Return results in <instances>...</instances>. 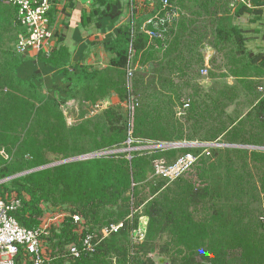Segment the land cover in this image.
I'll list each match as a JSON object with an SVG mask.
<instances>
[{"label":"trees","instance_id":"trees-1","mask_svg":"<svg viewBox=\"0 0 264 264\" xmlns=\"http://www.w3.org/2000/svg\"><path fill=\"white\" fill-rule=\"evenodd\" d=\"M169 1L179 17L161 37L131 17L116 29L108 69L52 78L43 67L56 65L53 51L17 53V7L0 1V199H20L12 215L26 229L64 214L42 236L43 264H264V46L250 47L257 34L264 39V0ZM125 3L95 0L88 19L107 30ZM246 14L255 28L235 22ZM169 43L188 53L161 54ZM203 44L216 51L207 77ZM178 58L192 65L172 67ZM112 90L120 102L107 106ZM175 143L192 146L149 148ZM186 154L198 160L185 174L171 181L156 172V161L173 165ZM143 217L146 235L135 243ZM112 224L123 225L102 236Z\"/></svg>","mask_w":264,"mask_h":264},{"label":"built area","instance_id":"built-area-1","mask_svg":"<svg viewBox=\"0 0 264 264\" xmlns=\"http://www.w3.org/2000/svg\"><path fill=\"white\" fill-rule=\"evenodd\" d=\"M17 7V22L23 28L18 35L16 52L19 54H37L39 52L50 53L52 32L50 30L49 12L51 10V0H0ZM137 0H131L130 18L134 19L137 11ZM155 7L159 2L161 11L150 17L143 25V30L151 37H161L163 28L171 25L178 17L179 11L172 7L169 0H147ZM163 12V13H162ZM154 25L156 29L149 26ZM209 67L205 66L201 70L203 76L207 77ZM129 70V76L132 74ZM189 104L186 103L185 107ZM208 146V144H198ZM198 157L193 154H186L180 157L173 165H167L164 160L155 163L156 172L171 181L191 170L197 162ZM21 205L20 199L15 195L9 199H0V264H43L47 259V253L42 243V236L47 231L51 223H57L64 217V214L46 216L40 226L36 229H26L19 224L12 212ZM77 223L82 221L80 215L73 216ZM148 220L143 217L141 224L133 233V241L140 243L146 235ZM123 224H112L102 230V236L107 237L117 232ZM93 236L87 235L84 238V249L94 250ZM24 248L25 255L18 259L20 249ZM73 255L79 256L78 248L70 246Z\"/></svg>","mask_w":264,"mask_h":264},{"label":"crops","instance_id":"crops-1","mask_svg":"<svg viewBox=\"0 0 264 264\" xmlns=\"http://www.w3.org/2000/svg\"><path fill=\"white\" fill-rule=\"evenodd\" d=\"M94 1L95 0H51V10L49 12L50 30L52 32L51 49L54 53L53 55L57 59V63L56 65L43 67L46 74L50 76L49 78H52V75L57 74L61 69H68L70 72L76 71L79 73L80 71L92 70L93 68L100 72H104L109 68L111 59L115 57V50L113 49L112 51L110 47L112 48V46H115L116 29L121 26V24L129 22L131 4L127 0V13L121 17L119 23L112 26L110 25L111 27H108L107 30H101L96 25L98 22L97 16L93 18L92 21L89 20ZM183 1H185L186 4H195L194 0ZM237 1L243 2L244 0ZM136 4L137 11L134 19H137L138 26L142 25L141 27L143 28L144 23L156 14L157 9L147 0H137ZM140 20H143L142 23H140ZM101 21H103V19ZM249 21L250 17L248 14L240 16L239 19L237 18L235 20L241 27L255 28L256 24L252 25ZM180 33L183 36H194V32L190 30L181 31ZM257 36L258 38L256 41H259L258 45L264 46V39H262L259 34H257ZM169 38L172 42L173 37ZM106 42H108L109 45H106ZM170 45V43L165 45L161 54L166 53L164 49L167 47L169 49ZM250 47L253 48L252 45H250ZM181 48H183V43H180L178 47L170 48L169 56H179L180 53H188L187 50H181ZM198 52L204 53V67H210V59L216 51L209 45L204 46L203 44V46L198 47L197 53ZM29 56L36 57L37 54L30 53ZM172 61L173 60H168L166 62V60H163L162 63H166L163 65L167 66L168 62L171 63ZM190 65H192V63L184 62L178 58L173 62L172 67L184 68ZM194 67L198 68L196 66ZM101 78L106 80L104 74L101 75ZM206 80H203V82L208 83L210 79ZM192 82H194L193 79ZM119 102L120 97L115 90H112L107 97L103 99V103L107 104V106L109 103L117 104ZM69 103L73 105L76 103V100L72 99Z\"/></svg>","mask_w":264,"mask_h":264},{"label":"water","instance_id":"water-1","mask_svg":"<svg viewBox=\"0 0 264 264\" xmlns=\"http://www.w3.org/2000/svg\"><path fill=\"white\" fill-rule=\"evenodd\" d=\"M179 145L180 144H176V145H174V147H179ZM183 145L188 146L187 144H182L180 146H183ZM110 152H113V151H107V152H102V153H90V154H86V155H81V156H77V157L68 158V159H65V160H62V161H58V162L52 163L50 165H45V166L37 167V168L31 169L29 171H26V172H23V173H19L16 176H20V175H24V174H27V173H30V172H34V171H37V170H40V169H43V168H47L49 166H55V165L62 164V163H67V162H72V161H77V160H84V159L94 158L96 156H101L103 154H107V153H110ZM0 182H3V181H0Z\"/></svg>","mask_w":264,"mask_h":264},{"label":"rangeland","instance_id":"rangeland-1","mask_svg":"<svg viewBox=\"0 0 264 264\" xmlns=\"http://www.w3.org/2000/svg\"><path fill=\"white\" fill-rule=\"evenodd\" d=\"M123 2L125 3V0H123ZM125 6L126 7L124 9V14L127 13V9H128L127 3H125ZM261 37H262V35H261ZM258 44H259L258 40L257 41L255 40V42H251L250 43V45H252L253 48H255V46L258 45ZM73 111H68V120H69L70 123L74 122L75 118H77V112H73ZM230 111H232V110H230ZM165 145H169V144H165ZM172 145H174V144H172ZM183 146H185V145H183ZM188 146H192V145H188ZM193 146H197L196 143ZM158 148H161V147H152L151 149H158Z\"/></svg>","mask_w":264,"mask_h":264},{"label":"clouds","instance_id":"clouds-1","mask_svg":"<svg viewBox=\"0 0 264 264\" xmlns=\"http://www.w3.org/2000/svg\"><path fill=\"white\" fill-rule=\"evenodd\" d=\"M176 144H179V143H175L174 145H176ZM195 143H193V145H194ZM198 144H201V143H196V145L197 146H199ZM174 145H172V144H169V145H161V146H158V147H161V148H168V147H174ZM180 145H182V144H180ZM180 145H179V147H180ZM190 145H192V144H190ZM152 147H154V146H152ZM151 146H149V148H152ZM155 147H157V146H155Z\"/></svg>","mask_w":264,"mask_h":264}]
</instances>
